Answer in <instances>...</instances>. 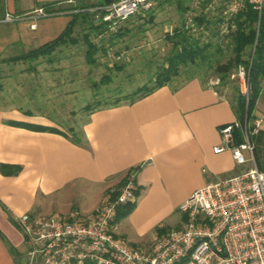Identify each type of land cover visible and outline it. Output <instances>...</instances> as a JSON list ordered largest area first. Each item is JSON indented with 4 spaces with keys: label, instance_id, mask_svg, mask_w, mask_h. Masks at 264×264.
<instances>
[{
    "label": "crops",
    "instance_id": "crops-1",
    "mask_svg": "<svg viewBox=\"0 0 264 264\" xmlns=\"http://www.w3.org/2000/svg\"><path fill=\"white\" fill-rule=\"evenodd\" d=\"M38 7L63 13L42 16L32 28L23 16ZM77 10L64 0H0V60L56 38ZM8 14L18 19L6 20ZM236 95L231 85H209L194 72L133 101L90 108L72 123L53 111L0 106V264H25L16 216L89 212L135 166L134 208L117 217L115 234L150 250L161 234L183 226L179 206L194 190L245 170L230 150L213 149L221 126L237 119ZM255 112L264 115V88ZM262 133L254 136L256 150Z\"/></svg>",
    "mask_w": 264,
    "mask_h": 264
},
{
    "label": "built area",
    "instance_id": "built-area-1",
    "mask_svg": "<svg viewBox=\"0 0 264 264\" xmlns=\"http://www.w3.org/2000/svg\"><path fill=\"white\" fill-rule=\"evenodd\" d=\"M76 4L77 0H64ZM160 0H115L96 6L98 21H105L108 31H116L129 18L145 16ZM194 6L216 10L222 21L217 38L230 41L237 29L235 16L248 4L262 12L264 0H192ZM78 11V10H77ZM63 13L35 8L23 16L31 19V27L42 16ZM18 17L8 14L6 20ZM187 25L194 31V17L190 13ZM258 25V24H257ZM99 34L98 37H102ZM108 59L125 60V50H108ZM252 60V55L250 61ZM232 77L240 84V91L248 106L252 87L250 66L240 64ZM208 84L220 83L211 77ZM264 87V82H263ZM254 115V116H253ZM264 128V115L246 114L244 121L235 119L220 128L221 143L214 152L230 150L238 165L250 167L220 177L194 190L179 209L184 216L183 226L161 234L150 250L130 245L115 234L118 209L136 199L138 167L128 170L124 185L112 190L91 211L73 210L70 213L32 214L15 217L24 235L25 264H264V169L259 168L254 136ZM242 133L237 142L235 131Z\"/></svg>",
    "mask_w": 264,
    "mask_h": 264
},
{
    "label": "rangeland",
    "instance_id": "rangeland-1",
    "mask_svg": "<svg viewBox=\"0 0 264 264\" xmlns=\"http://www.w3.org/2000/svg\"><path fill=\"white\" fill-rule=\"evenodd\" d=\"M181 3L179 6L178 0H166L157 5L154 8V19L149 22L145 21L146 15L131 17L127 25L130 31L114 41H109L110 31L99 33L103 34L101 38L99 34L93 35L92 41L97 44L106 41L105 50L96 53L95 62L89 61L86 55L87 44L80 27L74 33L79 38L78 42L59 46L51 58L40 56L31 61L0 60V106L20 105L32 110L40 108L50 113L53 111L66 119V123H72L83 118L90 108L107 105L118 99L129 100L130 96L137 95L142 88L156 83L159 68L168 64V55L173 45L169 38L182 27L189 30L192 36L199 37L203 43L212 41L219 44L225 50L222 56L217 54L221 61L232 57L231 38L226 43L217 38V28L222 18L209 28L198 25L195 20L202 14L212 19L217 15L216 10L196 7L192 0H181ZM190 13L194 17V31L187 25ZM109 49L125 50L127 58L112 63L107 56ZM217 56L203 65V69L196 68V65H187L188 68L181 66L178 76L184 79L190 73L207 70L210 78L218 77L214 74ZM248 57L249 54L243 56ZM240 64L233 69L232 74ZM232 74L226 85H231L241 94L240 84ZM263 82L264 78L262 85ZM252 113H256L255 109ZM261 136L263 142L261 148L256 150V157L258 165L263 169L264 133ZM248 164H245L247 166L244 169L249 167Z\"/></svg>",
    "mask_w": 264,
    "mask_h": 264
},
{
    "label": "trees",
    "instance_id": "trees-1",
    "mask_svg": "<svg viewBox=\"0 0 264 264\" xmlns=\"http://www.w3.org/2000/svg\"><path fill=\"white\" fill-rule=\"evenodd\" d=\"M115 0H96L95 2H82L80 4H74L77 8H81L76 12L66 27V29L59 34L56 38L44 43L43 45L31 49L26 53L19 56L12 57L11 60L27 59L35 60L40 56H46L51 58L55 50L62 45L68 43L75 44L79 38L74 36L77 27H80L84 33L83 37L87 44L86 55L89 61L95 62V55L99 51H104L106 47V41H102L97 44L92 41V36L99 33L107 32L109 27L107 22L98 21L95 17L97 11L90 10V7L102 6L112 3ZM166 0H160L158 5H161ZM179 6H181V0H178ZM186 10V7H184ZM146 22L154 19V9L147 14ZM141 18V17H140ZM221 15L217 14L212 19L207 18L206 14L199 15L195 18L198 25H204L205 28H209L221 20ZM130 19V18H129ZM129 19L126 20L121 27L115 32L109 33V41H114L116 38H121L127 34L131 28L127 25ZM237 23V29L232 33L231 45L233 56L226 61H221L218 55L222 56L225 50L212 41L202 42L200 38L192 36L189 30L185 28H179L172 36V48L168 55L167 66L159 68L156 77V83L152 86L142 88L136 93L137 95L130 96L129 100L133 101L141 96H144L157 87L170 82L175 75L180 73V67L187 65H196V68H201L203 65L208 64L214 57H218V62L214 68V74L219 77L220 83L218 85L226 84L230 79L233 69L240 63L250 66V82L252 87L251 98L248 106L245 104L244 97L237 90L236 95V115L241 121H244L246 114L251 116L252 111L256 107L257 100L263 89L262 80L264 78V8L261 13L254 9L251 4H248L246 8L237 13L235 16ZM145 22V23H146ZM258 23V25H256ZM108 40V39H107ZM249 54L250 57L243 58L244 55ZM203 69V68H201ZM200 70V69H199ZM202 74L207 81L210 78L207 70H202ZM122 99H118L114 104L120 102ZM108 105V104H107ZM94 108V107H93ZM237 142L242 141V133L239 129L235 131ZM126 180V178H125ZM125 181L123 182L124 185ZM122 185V186H123ZM134 208V202H127L121 205L118 209L117 217L127 215Z\"/></svg>",
    "mask_w": 264,
    "mask_h": 264
}]
</instances>
